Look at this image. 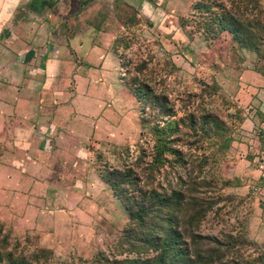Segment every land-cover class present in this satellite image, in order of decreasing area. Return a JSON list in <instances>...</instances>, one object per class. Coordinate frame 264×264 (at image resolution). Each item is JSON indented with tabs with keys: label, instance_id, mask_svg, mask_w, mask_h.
Masks as SVG:
<instances>
[{
	"label": "rangeland",
	"instance_id": "1",
	"mask_svg": "<svg viewBox=\"0 0 264 264\" xmlns=\"http://www.w3.org/2000/svg\"><path fill=\"white\" fill-rule=\"evenodd\" d=\"M195 1H55L51 12L71 15L63 22L65 32L84 30L92 42L107 45L116 62L113 93L106 99L102 127L76 146L86 152L79 158V175L85 181L79 202L88 206L90 199L95 198L98 204L95 237L89 242L85 240L86 233H80L85 243L73 244L65 252L46 248L52 254L35 259L41 247L36 234L23 232L0 218V239L7 233L4 250L25 256L35 264L89 262L100 251L108 254L116 250L114 245L119 242L128 216L120 199L103 181V165H117L121 159L131 161L141 149L149 153L153 145L151 127L158 118L165 117L163 108L153 103V98L144 102L136 96L133 85L139 81L173 107L175 116L170 119L179 120L181 134L177 146L192 158V176L209 179L200 191L216 203L198 232L224 241L226 234L244 233L253 243L243 247L241 261L261 263L258 259L264 256V178L258 159L264 152V76L255 69L264 68V61L246 50L239 54L242 59L238 54L232 58L224 43H211L199 32L188 35L189 28L181 26V19L190 16ZM141 111H145L148 127L140 124ZM222 129L229 130L232 140L228 149L219 151L214 145L219 141L214 132ZM203 156L210 161L199 174L196 166L202 163L198 160ZM75 173L78 172L72 170L63 181L64 188L71 184L73 187ZM233 255L236 256L228 253L223 262L230 264Z\"/></svg>",
	"mask_w": 264,
	"mask_h": 264
},
{
	"label": "crops",
	"instance_id": "2",
	"mask_svg": "<svg viewBox=\"0 0 264 264\" xmlns=\"http://www.w3.org/2000/svg\"><path fill=\"white\" fill-rule=\"evenodd\" d=\"M49 1L37 12L32 0H0V218L65 252L85 243L80 233L95 237L98 204L79 202L86 152L76 146L102 127L116 62L84 30L65 32L70 13Z\"/></svg>",
	"mask_w": 264,
	"mask_h": 264
},
{
	"label": "trees",
	"instance_id": "3",
	"mask_svg": "<svg viewBox=\"0 0 264 264\" xmlns=\"http://www.w3.org/2000/svg\"><path fill=\"white\" fill-rule=\"evenodd\" d=\"M48 3L49 0H32L30 6L40 12ZM181 26L189 28L188 35L199 32L211 43H224L232 58L238 54L242 59L239 54L246 50L264 61V0H196L190 16L181 19ZM255 70L264 76V68ZM133 86L139 100L148 102L153 98L165 117L156 116L151 127L153 145L149 153L141 149L131 161L121 159L117 165H103V181L120 199L128 216L119 242L114 245L116 250L108 254L100 251L89 262L74 264H229L223 260L230 252L236 255L230 264H249L250 259L243 262L240 258L243 247L253 243L244 233L226 234L224 241L198 232L216 203L200 191L209 179L192 176L195 167L194 171L189 168L192 158L177 146L181 142L179 120L170 119L175 112L167 99L160 100L145 83L136 81ZM144 116L145 111H141L143 128L148 127ZM228 132H214L215 140H219L214 142L217 150L230 147L232 137ZM209 161L207 156L198 160L202 162L196 166L199 174ZM5 238L7 233L0 239V264H35L25 256L4 250ZM51 254L40 247L34 258ZM258 260L264 264V256Z\"/></svg>",
	"mask_w": 264,
	"mask_h": 264
},
{
	"label": "built area",
	"instance_id": "4",
	"mask_svg": "<svg viewBox=\"0 0 264 264\" xmlns=\"http://www.w3.org/2000/svg\"><path fill=\"white\" fill-rule=\"evenodd\" d=\"M258 166H259V171L261 173V176L264 178V155L259 156Z\"/></svg>",
	"mask_w": 264,
	"mask_h": 264
}]
</instances>
